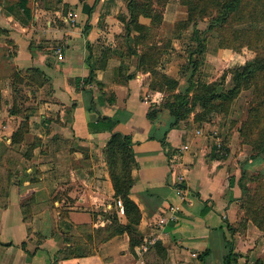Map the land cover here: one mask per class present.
Wrapping results in <instances>:
<instances>
[{
  "label": "crops",
  "instance_id": "obj_1",
  "mask_svg": "<svg viewBox=\"0 0 264 264\" xmlns=\"http://www.w3.org/2000/svg\"><path fill=\"white\" fill-rule=\"evenodd\" d=\"M28 6L30 15L20 0L0 3V264H206L198 256L205 249L210 264H225L229 241L238 262L253 264L264 252L258 227L249 222L246 236L227 228L239 217L242 152L235 160L229 154L241 141L239 131L231 130L229 153L221 157L220 138L194 113L174 125L166 108L149 117L164 93L151 89V73L139 68L141 47L126 51L121 15L129 19L128 0H29ZM174 28L164 18L157 34L172 37ZM171 55L164 54L158 69L183 84L167 69ZM34 68L44 72L42 83L29 78ZM105 116L135 141L130 196L142 211V242L133 250L127 232L105 241L97 234L114 213L127 222L105 157L112 135ZM218 118L229 128L226 116ZM25 119L29 131L13 142ZM205 202L211 208L203 214ZM67 248L85 253L66 258Z\"/></svg>",
  "mask_w": 264,
  "mask_h": 264
},
{
  "label": "trees",
  "instance_id": "obj_2",
  "mask_svg": "<svg viewBox=\"0 0 264 264\" xmlns=\"http://www.w3.org/2000/svg\"><path fill=\"white\" fill-rule=\"evenodd\" d=\"M2 1L0 0V3ZM59 1L62 2V0ZM168 2L169 0H157L156 6L155 0H128L129 19L127 20L121 15V18L126 22L128 33L125 40H129V43L128 41L126 43L128 45L126 51L128 54H135L138 52L137 47H141L139 68L151 73V89L164 93V98L160 104H152L149 117L155 118L159 111L166 108L171 113L173 125L186 120L192 113H194V120L200 125L206 122H214L220 116H229L233 102L241 92L252 89L253 97L248 116L238 128L242 142L250 144L253 152L252 157L247 159L245 164L241 163L240 176L236 179L241 190L239 205L244 208V216L238 222V226L228 221L227 228L233 235L240 226L246 229L251 221L264 233V170L259 168L252 175V180L256 182L255 187L250 189L245 184L247 169L249 170L254 164H260L264 156V1L260 5L262 0H254V2L247 0H180L182 4L188 5V12L186 18L175 22L174 30L178 32L175 37H181L182 30L188 29L193 22L195 23L197 15L203 17L207 14L209 6L217 4L224 8V11L230 15L232 22L235 23V26L226 31L227 34L219 36V46L232 48L236 51L247 48L256 52L255 56L247 59L243 64L227 68V71L225 70L221 77L216 80L200 79V68L204 62L202 55L207 50L208 35L206 32L208 30L200 31L194 25L193 34L190 38L188 37V42L185 45L186 59L180 64L183 75H186H184L185 82L183 84L179 79L158 69L164 54L173 48V36L168 37L167 44L163 41L161 43V40L155 38L157 30L164 21L165 6ZM28 3L29 0H20L24 12L30 15L31 9ZM92 9L93 6H90L89 12ZM142 15L150 19L149 23L140 20ZM240 19H244V21H240V23H244V26L238 25ZM213 26L214 24L211 23L208 28L211 29ZM132 30L137 31V34L134 37H129ZM31 71L29 78L37 83H42L44 72L38 68ZM187 73L189 74L187 75ZM229 74L231 79L228 83ZM80 81V77L75 79L77 89L81 88ZM1 101L2 98L0 97ZM15 109L16 105L11 108L12 112H15ZM103 119L112 131L105 147L108 170L115 188V199L122 201L127 222H122L118 214L114 213L110 223L97 228V234H101V241H105L117 234L127 232L130 236V247L133 250L137 244L142 242L139 232L142 211L138 203L130 196L134 184L132 172L136 164L135 141L131 134L115 130L118 124L117 120L108 116L103 117ZM29 128L28 119L23 120L21 125L12 133L11 140L13 142L22 141ZM222 149L225 153H221L219 156L224 157L230 150L226 138ZM234 177L235 175L230 177L232 185L235 183L236 177ZM180 186L184 189V185ZM210 208L211 206L205 202L202 213L205 214ZM72 239L65 235V240L71 241ZM229 244L230 250L225 256L224 262L225 264H239V254L233 250V242L229 241ZM155 246L160 251L164 249L160 242H157ZM77 250L67 248L64 255L66 258L75 256L78 253ZM209 252V249H205L198 254L199 258L204 260L206 264H210L207 261ZM83 253L85 251L78 253V255ZM253 264H264V257L255 258Z\"/></svg>",
  "mask_w": 264,
  "mask_h": 264
},
{
  "label": "rangeland",
  "instance_id": "obj_3",
  "mask_svg": "<svg viewBox=\"0 0 264 264\" xmlns=\"http://www.w3.org/2000/svg\"><path fill=\"white\" fill-rule=\"evenodd\" d=\"M247 1L254 2V0H247ZM263 1L264 0H262L260 5H262ZM212 5L213 6L208 7V12L206 15H203V17L197 15L195 17V23L193 22L188 29L182 30L181 37H175V35H178V32L177 30L173 31V38H172L173 48L170 49V53H172V55L170 57L169 62L167 63L168 65L167 69L173 75L179 76V77L181 76L183 78H185L186 76L185 74H184L185 76L183 75L180 69V64L186 58L187 52L185 51V47H186L185 45L188 42L187 41L188 37L190 38V36L193 34V30L195 26H197L200 29V31H204L205 29H207L208 31L206 33L208 35V40H209L207 51H206L207 58L206 60H204L200 68V74H199L200 79L203 78V79L211 80V81L216 80L218 79L219 76L221 77L222 73L227 69V67L230 68V67H233L239 64H243L247 59L255 56L256 52L250 51L247 48H244L241 51H236L232 48H226V51H227L226 56L220 54V50H219L220 46H219V43L217 45V40L219 41L220 35L227 34L226 31L232 26H235V23L232 22V20L230 19V15H228L224 11V8L222 6H219L217 4H212ZM187 9H188V5L182 4L180 0H171L165 8L166 15L164 18H166V23L173 25L175 24L177 20L186 18L187 12H188ZM240 21H244V19L243 20L240 19L238 22L239 26H244V23L242 22L240 23ZM211 23H213L214 26L213 28L209 29L208 27H209V24ZM156 37L158 40H161L160 41L161 43L163 41L165 44H167L168 36H163L162 34L161 35L156 34L155 38ZM221 48H224V47H221ZM188 74L189 73H187V75ZM227 79L229 83V79H231L230 74ZM252 97H253L252 89L244 90L241 92L238 98L233 102V107H232V110L229 116H227V118H224L226 121L225 126L227 127L229 126V128H226V129L225 127L223 128L221 124H219L218 122L219 118H216L214 122L213 121L207 122L208 123L207 131L210 134V136L211 137L214 136L215 138L217 137L220 138L216 146H218L219 142L222 143V147L221 149H219V151L222 154L225 153V151H223L222 149L225 138L228 144V141L231 135V130H233L234 128L238 130L242 121L247 118ZM216 129H218L219 132ZM217 133L219 135H217ZM242 144H245V145H242ZM239 152H242V153L240 154V158L238 162L244 163L247 159H250L252 157V153H253L252 146L250 144L243 143L241 140L237 144L236 151L235 152L230 151V153L229 152L228 153L231 156L233 155L237 157V154H239ZM233 156H232V160H235ZM261 161L262 162L260 164H256V165L254 164L253 166L249 168V170L247 169L248 173H247L245 184H247L250 189L256 186V182L252 180V175H254V173L258 171L259 168L264 170V156ZM238 209H239L238 210L239 217L235 221V224L237 226H238V222L240 221V219L244 216V208L243 207L241 208L239 205ZM251 225L253 226L255 224L251 222ZM247 228H248V225H247ZM247 228L244 229L240 226L239 230L236 232H240V234L246 236ZM259 231L264 236L263 231L260 229ZM254 234L255 233H253L252 235ZM261 241L264 243L263 240ZM261 257H264V252L262 253ZM240 261L241 262H239V264H244L247 262V261L244 262V260H240Z\"/></svg>",
  "mask_w": 264,
  "mask_h": 264
},
{
  "label": "built area",
  "instance_id": "obj_4",
  "mask_svg": "<svg viewBox=\"0 0 264 264\" xmlns=\"http://www.w3.org/2000/svg\"><path fill=\"white\" fill-rule=\"evenodd\" d=\"M75 16H77V14H75ZM59 55L62 56V53L60 52ZM217 147H218V149H221L222 143L219 142ZM178 192L182 198H185V199L187 198L186 191L183 188L179 187ZM117 203L119 205L120 212L125 213L122 201L120 199H118ZM171 209H172V218L173 219L178 218L179 217L178 208L176 206H172Z\"/></svg>",
  "mask_w": 264,
  "mask_h": 264
}]
</instances>
